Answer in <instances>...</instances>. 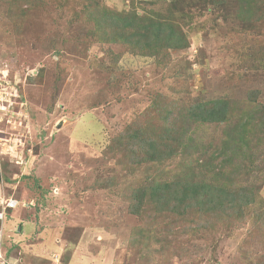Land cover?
Instances as JSON below:
<instances>
[{
    "label": "rangeland",
    "instance_id": "rangeland-1",
    "mask_svg": "<svg viewBox=\"0 0 264 264\" xmlns=\"http://www.w3.org/2000/svg\"><path fill=\"white\" fill-rule=\"evenodd\" d=\"M201 1L0 0V201H17L0 264H264V11ZM128 13L174 20L188 47L151 57ZM214 100L228 106L216 121L188 120ZM168 104L186 139L173 158L110 151L124 131L170 136ZM244 124L256 136L221 166ZM173 182L248 204L194 232L193 209L163 202Z\"/></svg>",
    "mask_w": 264,
    "mask_h": 264
},
{
    "label": "trees",
    "instance_id": "trees-1",
    "mask_svg": "<svg viewBox=\"0 0 264 264\" xmlns=\"http://www.w3.org/2000/svg\"><path fill=\"white\" fill-rule=\"evenodd\" d=\"M224 1L225 0H202L201 4L205 5L208 3L211 7L225 10V7H223ZM245 2H247V5L249 6V8H246L249 14L246 19H248L249 22L253 21L251 17L253 14L250 13L253 9H255L256 14L259 13V10L261 12L264 11L262 6L258 4L257 0H245ZM258 5L261 7L259 10L257 9ZM116 18H119V20L124 23L130 22L138 27L141 26L140 28H136L135 32H142L141 35L151 40L152 45L148 47L149 49L145 48V51H147L146 53L150 54L151 57L161 55L164 50L180 51L188 47V41L183 33V30L175 24L174 20H159L158 18L139 17L131 13L116 15ZM178 18L184 19V17ZM134 51L144 53V48H137ZM170 106L171 105L168 104L167 107L170 110L167 109L164 112L166 117L165 122H167V125L170 126V136L158 139L150 134H142L140 132L133 131H128L126 133L124 131L120 134L119 138L116 139V144H114V147L111 148L110 151L113 153L116 152V154L120 153L121 155L124 152H128L130 149H134L144 152V155L148 158H146L147 161L149 160L152 163H160L163 160L173 158L177 152H179V148L184 144L186 139L183 133H179V129H177L178 127L171 126V124H176L175 122L179 118L174 115V110L171 109ZM227 107L228 106L220 100L207 101L204 103L193 104L189 107L186 114L188 120L191 119L196 123H211L216 121L220 115L225 114ZM245 111H249L247 114L248 116L251 110ZM256 111L257 114L254 115V118L257 117L256 121L259 125H264V106L258 105ZM227 133H225L223 139L221 140V152L219 153L222 160L221 166L224 167H226V165L230 162L229 159L231 153L237 152L240 146L245 145L251 141V137L256 136L253 134V128H251V130H247L246 132L245 124L241 126V129H238L237 133L232 135H228ZM184 147L185 149H188V147ZM248 172V169L245 168L243 174L247 176ZM245 180L246 179H244V181ZM159 188L162 189V192L164 191L166 193H170V195L164 196L163 202H170L168 203L170 204L169 210L174 212L176 216L180 214L182 216L188 207L194 210V225L187 227L192 229L194 232L200 231L201 228L212 225L215 221L219 222L224 220V218L222 220L215 219L216 216L222 215V207H226V209H231V211L236 212V210L240 211L243 204H248L245 203L244 200L235 199V194L237 193L232 192L233 195L231 194L225 205H223V198L220 199L219 195L212 194L213 189L215 188L213 186H205L204 183L199 189H195L194 192L187 190L181 182L162 184ZM210 193L212 194L211 196H209ZM191 197L192 200L190 199ZM189 201H193V203H189ZM199 205L204 208L202 210L199 208L195 211L196 206Z\"/></svg>",
    "mask_w": 264,
    "mask_h": 264
},
{
    "label": "built area",
    "instance_id": "built-area-1",
    "mask_svg": "<svg viewBox=\"0 0 264 264\" xmlns=\"http://www.w3.org/2000/svg\"><path fill=\"white\" fill-rule=\"evenodd\" d=\"M16 205H17V201H15V199L12 198L3 199L0 201V222L4 219L5 212L15 209ZM0 238H1V231H0ZM0 259L2 258L0 257Z\"/></svg>",
    "mask_w": 264,
    "mask_h": 264
},
{
    "label": "crops",
    "instance_id": "crops-1",
    "mask_svg": "<svg viewBox=\"0 0 264 264\" xmlns=\"http://www.w3.org/2000/svg\"><path fill=\"white\" fill-rule=\"evenodd\" d=\"M10 228V227H9ZM2 234V233H1ZM0 257H1V254H0Z\"/></svg>",
    "mask_w": 264,
    "mask_h": 264
}]
</instances>
